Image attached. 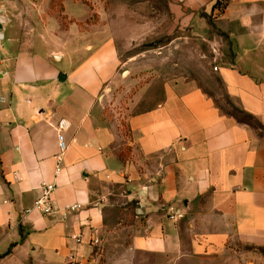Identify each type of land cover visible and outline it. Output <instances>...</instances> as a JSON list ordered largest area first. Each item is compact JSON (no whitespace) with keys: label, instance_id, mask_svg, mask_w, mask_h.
<instances>
[{"label":"crops","instance_id":"obj_1","mask_svg":"<svg viewBox=\"0 0 264 264\" xmlns=\"http://www.w3.org/2000/svg\"><path fill=\"white\" fill-rule=\"evenodd\" d=\"M217 1L167 0L161 29L111 0H0V264H240L234 244L264 248V0ZM41 182L79 209L23 215Z\"/></svg>","mask_w":264,"mask_h":264},{"label":"rangeland","instance_id":"obj_2","mask_svg":"<svg viewBox=\"0 0 264 264\" xmlns=\"http://www.w3.org/2000/svg\"><path fill=\"white\" fill-rule=\"evenodd\" d=\"M109 2L106 4L108 5ZM112 4H124L127 6L128 14L127 20L136 22L139 20L159 23V27L164 29L168 22L169 10L167 0H111ZM95 18V15L94 17ZM217 101L225 111L232 112L239 119L249 121L255 128H258L259 124L246 114H243L239 110L231 109L226 104L227 102L222 96L216 98ZM260 134H264V131H258ZM4 180V175L0 169V183ZM235 251L239 254L240 264H264V248H253L241 243L234 244ZM216 262H196V264H215Z\"/></svg>","mask_w":264,"mask_h":264},{"label":"built area","instance_id":"obj_3","mask_svg":"<svg viewBox=\"0 0 264 264\" xmlns=\"http://www.w3.org/2000/svg\"><path fill=\"white\" fill-rule=\"evenodd\" d=\"M236 0H218L217 5L219 9L217 10L216 14L221 13V8L225 7L226 4L235 2ZM216 70L217 67H214ZM68 127V122L66 119L61 118L57 123L58 133H57V146L58 151L54 156L55 159V176L60 172L61 166L60 163L62 161V156L67 148V144L64 140V136L62 134V130ZM56 189L55 183L52 182H41L39 184L38 190L39 193L37 197L34 199L32 205L23 210V215H28L31 212H37L43 216H55L59 215V219L61 221L65 220L67 216L73 212H76L80 205L78 203L66 204L63 207L55 206L52 194ZM77 243L81 242L80 235H73L72 236ZM99 243L98 238H93L90 241V244L96 246ZM67 264H90L92 259H83V258H76L75 254L70 253L67 256Z\"/></svg>","mask_w":264,"mask_h":264},{"label":"trees","instance_id":"obj_4","mask_svg":"<svg viewBox=\"0 0 264 264\" xmlns=\"http://www.w3.org/2000/svg\"><path fill=\"white\" fill-rule=\"evenodd\" d=\"M235 117H236L238 120L243 121V120L239 119L236 115H235Z\"/></svg>","mask_w":264,"mask_h":264}]
</instances>
